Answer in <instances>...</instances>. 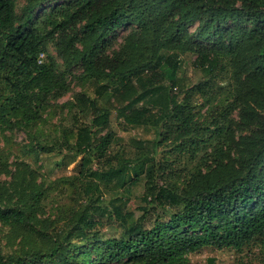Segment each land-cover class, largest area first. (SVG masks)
I'll list each match as a JSON object with an SVG mask.
<instances>
[{
  "label": "trees",
  "instance_id": "trees-1",
  "mask_svg": "<svg viewBox=\"0 0 264 264\" xmlns=\"http://www.w3.org/2000/svg\"><path fill=\"white\" fill-rule=\"evenodd\" d=\"M55 1L26 0L18 17L16 0H0V83L7 87L0 92V125L44 121L49 102L67 91L59 65H79L82 80L94 87L93 97L76 93L65 105L90 119L75 132L61 131L51 144L28 148L36 160L55 146L72 152L75 174L37 183L28 163H13L11 180L0 185V227L26 247H0V264H189L190 253L209 246H264V0H70L32 20L35 10ZM127 25L133 28L107 54L109 36ZM48 44L61 64L44 56ZM190 52L201 80L186 88L178 55ZM218 76L227 77V87H215ZM194 94L208 106L206 120H197ZM112 111L125 126L154 128L152 150L169 142L172 151H183L218 136L229 147L206 171H190L181 190L152 184L154 167H146L144 154L113 169L147 173L143 199L164 209L146 225L119 205L103 203L92 182L103 174L93 162L113 141L111 132L99 134ZM7 164L0 156V173ZM57 185L70 203L56 205L54 219H41ZM106 212L116 235L95 229Z\"/></svg>",
  "mask_w": 264,
  "mask_h": 264
},
{
  "label": "rangeland",
  "instance_id": "rangeland-1",
  "mask_svg": "<svg viewBox=\"0 0 264 264\" xmlns=\"http://www.w3.org/2000/svg\"><path fill=\"white\" fill-rule=\"evenodd\" d=\"M67 1L70 0H57L38 8L33 13L32 20L41 18L54 6ZM25 3L26 0H16L15 12L18 17L22 15ZM237 3H239V0H237ZM196 27L197 24H194L190 27V31L194 33ZM132 28L133 26L131 25L123 26L116 30L114 34H111L105 44L106 53L109 54L113 50H117ZM46 53L55 56L56 61L61 64L51 44L47 45L44 56ZM196 56L195 52L178 55V76L185 83L186 88L201 80V75L195 67ZM59 66L60 70L65 74L67 91L60 98L49 102L45 112H42L44 121H41L37 126L31 127L19 124L11 119L9 123L0 125V156L7 161V165L11 164V166H7L6 171L0 173V185H4L11 180V174L14 173L16 170L14 168L17 167L13 163H28L39 175L36 179L37 183L41 181L48 183L55 179L75 174L78 158L72 161V152L63 149L61 146L53 147L54 150L48 154L39 152L37 160L35 159L36 155L28 151V148L39 144V142L51 144V140L54 137L58 138L63 130L75 132L81 125L88 123L90 119L88 113L80 115L75 108L69 111L65 105L72 101V97L76 93H85L93 97L94 87L90 82L82 80V69L79 65L68 70H65L62 65ZM215 81V87H227L230 82L226 76H218ZM6 91V85L1 82L0 92L4 93ZM192 102L195 110L199 111L197 120H206L208 118V106L202 104L203 102L198 94L192 96ZM230 116L236 119L237 112H233ZM107 132H111L113 135L110 148L105 156L96 161L97 163L94 161L92 166L98 173H103L102 176L104 177L99 175L101 179L92 178V182L99 187L103 203L119 205L122 210L132 213L134 218L143 220L146 225H149L150 221L158 217L164 209L156 201L154 202V207H148L143 199L149 185L147 173L143 172L138 176H134L129 166H127V169L122 174H112L113 169L144 154L147 157L146 167L148 165H153L154 167L153 171L155 174L152 184L156 185L157 188L158 186L169 188L174 184L178 190H181L186 188L190 171L194 169L206 171L213 166V160L220 157L221 152L226 151L229 147V144L218 136L214 137L212 141H202L198 145L183 151H172L169 142H163L156 150H152L153 145L157 141L155 129L125 126L122 119L117 117L115 111L111 112L109 124L99 134L103 135ZM248 132L249 129L237 130L236 134H246ZM73 140V138H70L69 141L74 142ZM159 166H163L166 169L165 172L162 173ZM130 176L134 179L130 180ZM55 193V191H52L50 197L45 200V212L39 216L41 219H54L56 216V205L70 203L66 197L68 196L67 193H63L58 185L57 196H55ZM99 218L100 222L95 229H98L104 237L117 234L114 230V221L109 218L108 212L104 213L103 216H99ZM0 247L4 252H10L26 246H24L20 237L11 234L9 228L0 227ZM208 258H213L214 264H264V246L255 243L245 246L239 251L216 249L209 246L199 252L190 253L188 262L189 264H207Z\"/></svg>",
  "mask_w": 264,
  "mask_h": 264
},
{
  "label": "water",
  "instance_id": "water-1",
  "mask_svg": "<svg viewBox=\"0 0 264 264\" xmlns=\"http://www.w3.org/2000/svg\"><path fill=\"white\" fill-rule=\"evenodd\" d=\"M207 264H214V262H213V258H208V259H207Z\"/></svg>",
  "mask_w": 264,
  "mask_h": 264
},
{
  "label": "built area",
  "instance_id": "built-area-1",
  "mask_svg": "<svg viewBox=\"0 0 264 264\" xmlns=\"http://www.w3.org/2000/svg\"><path fill=\"white\" fill-rule=\"evenodd\" d=\"M41 56H42V55H40L39 60H38L39 63H40V61H41Z\"/></svg>",
  "mask_w": 264,
  "mask_h": 264
}]
</instances>
